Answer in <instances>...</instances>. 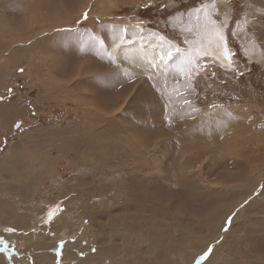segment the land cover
Listing matches in <instances>:
<instances>
[{
	"label": "rangeland",
	"instance_id": "obj_1",
	"mask_svg": "<svg viewBox=\"0 0 264 264\" xmlns=\"http://www.w3.org/2000/svg\"><path fill=\"white\" fill-rule=\"evenodd\" d=\"M0 203L2 264H264V0H0Z\"/></svg>",
	"mask_w": 264,
	"mask_h": 264
},
{
	"label": "bare ground",
	"instance_id": "obj_2",
	"mask_svg": "<svg viewBox=\"0 0 264 264\" xmlns=\"http://www.w3.org/2000/svg\"><path fill=\"white\" fill-rule=\"evenodd\" d=\"M6 34V33H5ZM208 42V41H207ZM127 45V44H126ZM129 46V47H128ZM135 46V45H134ZM207 46V47H206ZM136 47V46H135ZM141 47V46H140ZM203 48H204V50H210L211 52H212V55L214 56V58L220 63V64H226L227 62H228V59H225L224 58V51H225V47H224V45L222 44V42H220L219 43V46H218V41L217 40H215V41H211L210 43H206V44H204V46H203ZM69 49V48H68ZM118 49V48H117ZM129 50H134V47H130V45H127V47H123L122 48V50H121V53L123 54V57L124 58H126L127 59V57L128 56H130L129 54H128V51ZM130 52H132V51H129V53ZM203 52V49H202V51H200V53H202ZM248 52H249V55H251L253 52H252V49H249L248 50ZM70 55V57H72V52H71V50H70V53H69ZM118 55V54H117ZM148 55V54H147ZM66 58V57H65ZM131 58V57H130ZM136 58V57H135ZM144 58V57H143ZM62 59V58H61ZM123 60H125V59H123ZM143 60V59H142ZM68 61H70L69 59H68ZM129 62L131 61V60H128ZM137 62V61H136ZM71 63V62H70ZM135 63V62H134ZM126 64V63H125ZM128 65H130V63H127ZM71 65V64H70ZM145 65V64H144ZM132 67V66H131ZM66 69V68H65ZM69 69V68H68ZM126 79V78H125ZM171 123V125L173 126V124L174 123H172V122H170V121H168V120H166L165 121V124L166 125H168V124H170ZM151 124H153V123H151ZM175 125V124H174ZM113 126V125H112ZM149 126V125H148ZM111 127V126H110ZM114 127V126H113ZM148 129V128H147ZM150 129V128H149ZM151 129H153V127L151 128ZM117 134H118V132H117ZM214 135V134H213ZM116 137H119L120 138V136H116ZM114 138V137H113ZM129 184L130 185H133V181H130L129 182ZM197 186H198V184H197ZM189 196H190V194H188ZM222 195V194H221ZM226 195V194H225ZM211 196V195H210ZM209 197V196H208ZM212 197V196H211ZM223 197V196H222ZM216 198V197H215ZM214 198V199H215ZM220 199V198H219ZM132 200V199H131ZM7 201V200H6ZM6 201H5V203H6ZM202 202V201H201ZM209 202V201H208ZM132 201H131V205H132ZM8 204H4V203H0V211L1 212H3L2 211V209H6V208H8V210L7 211H5V212H3V214L4 213H7L8 215H9V209H11V207L10 206H7ZM128 206V205H127ZM123 210H125V207L124 208H122ZM127 210V209H126ZM168 210V209H167ZM122 212V211H121ZM120 212V213H121ZM167 213V212H166ZM122 216V218H123V223L121 224V220L120 219H117V218H115L114 219V217H112L111 219H110V221H109V227L110 228H114V227H116L117 225H121L120 227H119V230L122 232V230H124V229H129L130 230V232L131 233H136V223L134 222L132 225H129L127 222H126V215H125V217H123V215H121ZM128 216V215H127ZM147 221H148V219H146ZM151 220V219H150ZM214 220V219H213ZM15 222V221H14ZM151 222V221H150ZM212 222V221H211ZM2 224V223H1ZM207 224H209V223H207ZM211 225V224H210ZM213 225V224H212ZM209 226V225H208ZM214 226V225H213ZM147 228H149V226L147 225ZM151 228V227H150ZM210 228V227H209ZM206 229V228H205ZM206 230H208V229H206ZM197 231V230H196ZM206 233V232H205ZM119 237L123 240V242L125 241L124 240V235H123V233H120L119 234ZM158 237V236H157ZM114 238V235L111 233V236H110V243H111V241H112V239ZM156 238V237H155ZM159 240V239H158ZM165 240V239H164ZM258 242H256V243H254V249L255 250H259V249H261L260 248V246H262V249H264V242H262V241H264L262 238H261V240L260 239H258L257 240ZM166 247V246H165ZM113 249H115V250H117V248L113 245L112 246V248L110 249V250H106V252L109 254V256H111V257H113V255L115 254V253H117V252H115ZM2 253V252H1ZM112 254V255H111ZM0 258H4V257H2V254H0ZM7 259L8 260H10V257H7ZM188 259V258H187ZM11 261V260H10ZM147 261V260H146ZM155 262H158L157 260H154ZM164 261H167L166 259L164 260ZM155 262H154V264H155ZM148 263L149 264H153V262L152 261H149V259H148ZM0 264H2V263H0ZM157 264V263H156Z\"/></svg>",
	"mask_w": 264,
	"mask_h": 264
},
{
	"label": "snow or ice",
	"instance_id": "obj_3",
	"mask_svg": "<svg viewBox=\"0 0 264 264\" xmlns=\"http://www.w3.org/2000/svg\"><path fill=\"white\" fill-rule=\"evenodd\" d=\"M222 28H223V25H221L220 28L215 29V35H216V38H217V41H218V46H219V43L223 42L224 39H225V37L223 35V32L221 31ZM179 51H180V49L177 48L176 52H179ZM197 55H199V51L197 52ZM203 55L211 56L212 52L210 50H205ZM231 56H232V53L230 51H228L226 49V46H225L224 58L230 60ZM158 58H159V63H156L155 60H150L149 61V67L158 70V69H160L161 65H163L166 68L168 63L174 59V54H173V52L171 50V46H169L168 49H163L162 48L160 50ZM185 61H186L187 65H188L187 72H188V74H191V72L196 69V66L199 64V61H197L195 59V57L192 56L191 52H189L188 56L185 57ZM229 66H230V64H229ZM17 127L19 128V125H17ZM51 215H52V213H49V217H51ZM212 251H213L212 248L209 247L208 250L205 251L204 254L200 257V259L201 260H206V258L209 257V254ZM206 264H207V262H206Z\"/></svg>",
	"mask_w": 264,
	"mask_h": 264
},
{
	"label": "crops",
	"instance_id": "obj_4",
	"mask_svg": "<svg viewBox=\"0 0 264 264\" xmlns=\"http://www.w3.org/2000/svg\"><path fill=\"white\" fill-rule=\"evenodd\" d=\"M166 49H168V48H166ZM163 94H164V93H163ZM163 94H162V95H163ZM173 97H174V96H173ZM173 97H172V98H173ZM172 98H168L167 100L169 101V100H171ZM165 102H166V101H165ZM183 109H185V107H183ZM183 128H185V127H183Z\"/></svg>",
	"mask_w": 264,
	"mask_h": 264
},
{
	"label": "trees",
	"instance_id": "obj_5",
	"mask_svg": "<svg viewBox=\"0 0 264 264\" xmlns=\"http://www.w3.org/2000/svg\"><path fill=\"white\" fill-rule=\"evenodd\" d=\"M253 68H256V66H253Z\"/></svg>",
	"mask_w": 264,
	"mask_h": 264
}]
</instances>
